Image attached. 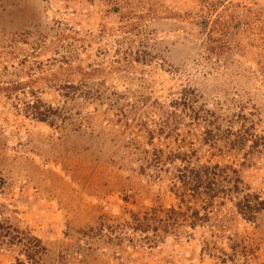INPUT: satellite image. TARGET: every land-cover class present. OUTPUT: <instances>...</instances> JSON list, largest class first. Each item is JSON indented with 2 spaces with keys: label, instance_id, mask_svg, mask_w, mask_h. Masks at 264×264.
<instances>
[{
  "label": "rangeland",
  "instance_id": "374dc122",
  "mask_svg": "<svg viewBox=\"0 0 264 264\" xmlns=\"http://www.w3.org/2000/svg\"><path fill=\"white\" fill-rule=\"evenodd\" d=\"M0 264H264V0H0Z\"/></svg>",
  "mask_w": 264,
  "mask_h": 264
},
{
  "label": "trees",
  "instance_id": "16d2710c",
  "mask_svg": "<svg viewBox=\"0 0 264 264\" xmlns=\"http://www.w3.org/2000/svg\"><path fill=\"white\" fill-rule=\"evenodd\" d=\"M12 238V237H11ZM28 247L30 248V247H32V245L31 244H28Z\"/></svg>",
  "mask_w": 264,
  "mask_h": 264
}]
</instances>
